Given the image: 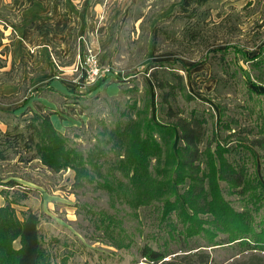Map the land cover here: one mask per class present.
Returning a JSON list of instances; mask_svg holds the SVG:
<instances>
[{
	"label": "trees",
	"instance_id": "16d2710c",
	"mask_svg": "<svg viewBox=\"0 0 264 264\" xmlns=\"http://www.w3.org/2000/svg\"><path fill=\"white\" fill-rule=\"evenodd\" d=\"M220 1L183 0L155 24V39L179 43L186 53L198 44L195 65L211 66L215 98L233 77L226 54L242 53L250 61L241 68L247 85L254 87L248 91L262 93L257 82L264 84L263 46L252 56L228 42L223 49L210 47L234 16L229 12L212 20V5ZM252 69L258 71L255 77ZM182 72L189 68L175 59L151 62L147 78H116L117 95L102 97L108 107L105 118L95 117L92 105L84 103L96 104L99 96L88 98L79 89L61 95L69 114L88 119L85 126L72 128L86 136L84 147L75 140L81 133L58 131L50 119L54 112L38 101L19 113L0 110V166L38 161L49 173L72 170L74 189L91 186L104 192L115 212L87 206L89 237L127 251L133 256L130 264H214L211 251L223 247L232 251L225 264H264V175L257 170L258 160L264 159V120L255 118L257 125L250 126L225 117L219 101L218 116L198 107ZM10 79L0 78V86ZM26 94L24 85L2 99L16 103ZM15 178L0 175V264H57L40 234V216L30 208L16 209L30 188ZM116 206L133 211L138 220L150 218V230L133 228L137 240Z\"/></svg>",
	"mask_w": 264,
	"mask_h": 264
},
{
	"label": "rangeland",
	"instance_id": "374dc122",
	"mask_svg": "<svg viewBox=\"0 0 264 264\" xmlns=\"http://www.w3.org/2000/svg\"><path fill=\"white\" fill-rule=\"evenodd\" d=\"M102 1H104L102 23L113 25L110 44L102 62L99 60L100 52L83 37L84 47L79 53L76 50V62L71 69L73 74L71 82L75 86L86 91L91 90L99 80H105L108 77L112 79L116 75L122 76L137 71L138 76L145 75L153 60L173 62L178 59L186 68H189V72H182V74L188 90L196 97L198 107L204 106L212 110L215 116H218L217 102L219 101L225 117L234 116L240 123L250 126L257 125L254 121L255 118H260L261 122L264 120V94H262L264 93V84L257 82V91L262 93L248 91L249 88L254 89V87L247 85L241 68L247 69L250 66V61H245L247 58L245 59L242 53L236 55L235 52L229 50L226 54L229 74L234 73L233 77L228 79L229 86L222 91V95L215 98L213 92L215 79L211 77L213 74L211 66L207 63L195 65L199 60V50L201 49L198 44V46L196 44L190 46L186 53L185 47H181L179 43L168 42L169 44H167L165 41L161 42L157 37L155 39L154 25L160 22L159 20H165V16L170 12L173 13L174 7L183 0ZM207 1L198 0V3L204 4ZM212 7V20L215 22H218L229 12L234 16L233 19L231 18L232 21L230 19L216 34L218 40L210 46L211 49H223L225 43L228 42L252 56L259 52L261 46L264 47V0H221L219 3H214ZM217 12L220 13L219 18L216 17ZM137 15H142L139 22H135L134 19ZM98 23H92L95 27L94 31L98 29ZM87 48H90L95 54L96 62L101 68L109 69L108 73L94 83H87L84 79L82 60ZM262 52L264 50L260 51V54ZM139 72L142 73L139 74ZM217 72L223 75L220 70ZM257 73V70L252 69L253 76ZM8 91L7 87L0 89V110L23 109L22 104L29 97L25 95L26 101L23 98L16 103L8 104L1 95ZM105 95L107 94L104 89L95 94L88 93V98L99 96L100 99L96 104L90 100L84 102V99H80L87 106L92 105L91 111H96L95 117L105 118L108 112L106 102L102 99ZM18 97H22V93ZM60 106L65 108H57L56 112L61 114H58V117L50 116L53 125L69 136L80 134L81 131H75L72 128L85 126L88 121L87 117L69 114L64 104L61 103ZM84 136L81 133L75 139L83 147L87 144L86 136ZM261 169L264 175V159L258 160V172L261 173ZM0 175L16 176L17 182L30 188L28 197L22 202L23 205L17 206L16 209L30 208L40 216V234L43 237V242L52 251L57 264L65 259L66 264H130L133 256L127 251H116L101 242H94L90 239L92 227L87 226L86 207L90 205L94 209L103 208L110 212H113L115 208L111 207L104 192L95 190L91 186L74 189L72 170L67 169L53 174L43 168L38 161H33L27 166L13 163L4 164L0 166ZM229 199L235 207H238L239 203L234 196H229ZM116 207L119 209L116 212L123 218L124 225L130 230L134 231L133 228H140L144 232L150 230L152 226L150 218L138 220L133 211L120 206ZM134 232L136 239L139 240V232ZM112 251L113 253H111ZM211 252L214 264H225L232 260V251L226 247L216 248Z\"/></svg>",
	"mask_w": 264,
	"mask_h": 264
},
{
	"label": "crops",
	"instance_id": "0c3cea01",
	"mask_svg": "<svg viewBox=\"0 0 264 264\" xmlns=\"http://www.w3.org/2000/svg\"><path fill=\"white\" fill-rule=\"evenodd\" d=\"M101 1L0 0V78H11L0 86L9 89L1 95L15 94L25 85L29 98L23 108L38 101L58 117L61 113L56 112L57 108L65 109L60 106L61 95H74L72 90L79 89L80 94L88 96L104 89L108 96H116L119 85L116 78L138 76L137 71L108 77L87 91L71 82L76 50L79 53L83 49L84 40L100 52L102 62L110 44L113 25L102 23L104 1ZM141 18L142 15H137L135 22ZM92 23L99 24L95 31ZM83 37L86 39L82 41ZM143 76L148 77L147 73ZM14 110L19 113L23 109Z\"/></svg>",
	"mask_w": 264,
	"mask_h": 264
},
{
	"label": "built area",
	"instance_id": "2783aa9c",
	"mask_svg": "<svg viewBox=\"0 0 264 264\" xmlns=\"http://www.w3.org/2000/svg\"><path fill=\"white\" fill-rule=\"evenodd\" d=\"M84 68V79L87 83H94L103 75L109 72L108 68H101L96 62V56L90 48H87L86 54L82 60Z\"/></svg>",
	"mask_w": 264,
	"mask_h": 264
}]
</instances>
